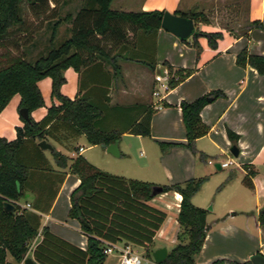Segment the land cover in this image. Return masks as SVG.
Returning a JSON list of instances; mask_svg holds the SVG:
<instances>
[{
	"label": "crops",
	"instance_id": "obj_1",
	"mask_svg": "<svg viewBox=\"0 0 264 264\" xmlns=\"http://www.w3.org/2000/svg\"><path fill=\"white\" fill-rule=\"evenodd\" d=\"M240 1L242 0H236L235 4ZM245 1L247 22L258 20L264 25V0ZM113 2L118 4L119 10L124 11H207L199 0ZM197 25L204 32L222 33L216 48L209 45L206 36H199L197 42L201 50L198 54L193 36L185 42L163 27L158 29L156 37L142 31L137 32L136 36L130 32L129 42L116 49V53L121 54L117 59L120 66L117 75L114 74L112 64L106 61H98L81 71L69 67L64 71L66 82L61 86V93L71 99L80 94L87 95L103 109L101 124L106 129L126 127L135 116L127 107L136 104L151 105L154 113L150 136L123 133L119 141L121 156L118 158L133 159L134 151L123 147L125 138L135 139L141 146H145L146 153L143 158L136 160L132 169L117 175L162 186L184 183L191 178L203 176H208L204 183H214L213 177L220 175L212 205L206 207L205 202L208 204L210 199L204 200L198 196L204 183L192 198L196 206L208 210L206 220L211 225L196 257V264H243L248 261L253 264L251 256H264V225L258 220L259 212L264 207V74L258 73L250 65H238L237 55L246 46L250 51L264 55V29H246L238 35L227 28H218L211 22L195 23L196 29ZM130 52L136 58L155 59L158 65L168 62L174 67L194 68L195 71L177 87L169 89L146 64L126 59L125 56ZM37 84L44 98V105L32 111L31 116L35 121H41L49 107L58 106L60 100L52 94L50 77L39 80ZM212 90H221L225 96L202 109V120L210 127V131L196 141L197 150L206 155V160L201 162L198 155L181 145L187 141L181 102L192 101ZM20 100V94H15L0 112V137L9 141L16 138V128L24 125L19 112ZM228 130L238 135L236 142L229 137ZM82 138L86 136L77 137L68 149L52 139L47 141L54 150L70 157L83 155L98 167L94 158L86 153L90 149L100 148L103 154H110L107 152L108 146L94 144L83 147L79 145ZM160 142L179 144L162 150ZM235 145L239 148L237 157L230 152V148ZM44 152L53 168L60 169L52 151ZM209 160H213L214 164L209 163ZM225 161H232V164L228 167L220 166ZM245 164L249 166L247 169ZM216 169L221 174H216ZM251 169L255 174L249 175L246 181L248 170ZM79 183L80 179L76 175L67 173L63 182L58 184V193L51 208L46 212H36L40 216V230L47 226L58 236L86 249L88 238L82 231L81 222L69 215L72 207L71 193ZM27 194L29 196L26 199L19 201L22 207L30 204L35 196L30 190ZM181 200L182 195L174 190L163 192L149 200L152 206L167 213L166 221L148 247L131 245L143 250L146 257V248L154 251L167 247L169 252L178 243ZM28 209L32 210L31 206ZM40 239L41 235H38L34 245ZM125 245L123 240L116 243L120 249ZM120 249L108 255L104 264H119ZM7 260L19 264L10 254L7 255Z\"/></svg>",
	"mask_w": 264,
	"mask_h": 264
},
{
	"label": "trees",
	"instance_id": "obj_2",
	"mask_svg": "<svg viewBox=\"0 0 264 264\" xmlns=\"http://www.w3.org/2000/svg\"><path fill=\"white\" fill-rule=\"evenodd\" d=\"M50 1L56 7L58 0H0V41L9 35L13 27L24 24L23 3L36 14H41L50 8ZM112 2L87 0L73 19L72 35L59 46H52L34 61L16 56L0 66V112L15 94H20L19 108H26L30 113L29 120L22 117L24 125L16 128L14 140L0 137V264H14L7 260L8 254L20 263L30 250L29 258L39 264H104L108 256L104 253L107 245L123 240L126 244L148 247L166 221L167 213L149 203L154 197L152 187L156 184L112 174L96 167L83 155L70 157L54 150L52 155L60 168L57 170L39 146L40 141L52 139L68 149L71 142L81 135H85L90 144L104 147L120 141L125 132L150 136L154 113L151 105L127 107L135 116L126 127L106 129L101 124L103 109L87 95L80 94L71 99L61 93L67 68L81 71L93 63L106 61L112 64L117 75L120 72L117 59L121 54L112 56V49L126 45L130 32L136 36L137 32L142 31L156 37L158 29L162 27L166 10L119 11L112 8ZM174 13L190 17L195 23H210L203 11L185 13L177 10ZM58 23L53 25V37ZM255 27L264 29L258 20L250 22L247 29ZM199 36H206L209 45L216 48L222 33L195 29L193 44L198 54L201 50L197 42ZM125 58L146 64L158 79L167 83L169 89L177 87L195 71L194 68L174 67L168 62L158 65L155 59L136 58L131 52ZM237 64L250 65L258 73L264 74V55L250 51L247 46L238 53ZM45 77L52 79V94L60 100V104L49 107L45 117L35 121L31 116L32 111L44 105L37 83ZM223 96L225 94L221 90H212L192 101L181 102L187 137V141L181 145L198 155L201 162L206 160V155L197 150L196 141L210 131L202 120L201 112L206 105ZM228 135L237 141L238 135L232 130H228ZM178 144L160 142L162 150ZM248 167L245 164V168ZM67 173L80 179L79 185L71 193L69 215L80 222L82 217L88 224L81 222L82 231L88 238L86 249L58 236L47 226L40 230V216L36 211L46 212L51 208L58 193V184L63 182ZM254 174V170H248L246 181L249 175ZM207 178L203 176L184 183L161 185L163 192L174 190L182 195L178 243L161 264H196V257L211 225L206 220L208 210L196 206L192 198ZM29 190L35 195L30 202L32 210L19 203L22 198H27ZM6 201L16 206L14 212L5 209ZM258 220L264 225V207L259 212ZM38 235H41V239L31 248V241ZM152 253L146 248L148 258L153 259Z\"/></svg>",
	"mask_w": 264,
	"mask_h": 264
},
{
	"label": "rangeland",
	"instance_id": "obj_3",
	"mask_svg": "<svg viewBox=\"0 0 264 264\" xmlns=\"http://www.w3.org/2000/svg\"><path fill=\"white\" fill-rule=\"evenodd\" d=\"M86 1L87 0H58L56 7H54L55 3L50 1V8L45 13L41 14H36L29 9L26 3H23L24 24L22 26L13 27L9 35L0 41V66L6 65L8 61L16 56H23L27 60L34 61L39 56L46 54L52 46H59L72 35L73 19ZM199 1L202 2V6L207 8L206 13L210 22L218 28H227L238 35L247 29L249 23L246 20L247 7L245 0L237 4H235L236 0ZM112 8L119 10L118 4L114 2ZM69 14L70 17L67 18ZM57 21H59L58 28L53 37V25ZM197 30L201 31L199 25H197ZM111 55H117L116 49H112ZM79 145L87 147L92 144H90L86 138H82L79 141ZM123 147H128L134 151L132 160L118 158L111 154H103L100 148L90 149L86 154L94 158L100 169L119 174L128 169H132L136 160L138 158H143L146 153V147L143 145L141 146L135 139L125 138ZM217 173L221 174L219 170L216 171V174ZM213 178V180H215L214 183H204L202 192L198 195L199 197H203L202 199L204 200L210 199L208 204L205 202L206 207L213 204V199L216 196L215 187H217L219 183L218 179H220V175L214 176ZM26 196L28 197L29 194L26 193ZM62 202L63 198L61 199V203ZM34 240L31 241V248L34 245ZM137 251L145 255L143 250L138 249ZM26 255L27 257H25V259L29 258L31 250ZM19 264H24V260Z\"/></svg>",
	"mask_w": 264,
	"mask_h": 264
},
{
	"label": "water",
	"instance_id": "obj_4",
	"mask_svg": "<svg viewBox=\"0 0 264 264\" xmlns=\"http://www.w3.org/2000/svg\"><path fill=\"white\" fill-rule=\"evenodd\" d=\"M161 26L167 31L177 36L180 40H186L191 36H194L196 29L195 22L192 18L183 15H178L170 11H165L162 18ZM19 112L23 118L29 120L30 113L28 109L21 108ZM39 146L43 150H50L52 152L54 151V147L47 140L40 141ZM107 152L115 157H120L121 153L119 150V141H116L115 143L108 145ZM230 152L233 154V156L237 157L239 155V148L236 145L232 146L230 148ZM162 192H163V187L161 185H155L152 187L151 194L153 196L161 194ZM4 206L8 212H14L16 210V206L12 202L6 201L4 203ZM80 220L84 225H88L87 223L84 222L82 217H80ZM152 256L156 264H161L162 262L165 261V259L168 256L167 247L157 248L156 250L153 251ZM250 260L253 264H264V256L262 254H254L253 256H251ZM24 264H39V263L36 262L33 258H26L24 260Z\"/></svg>",
	"mask_w": 264,
	"mask_h": 264
},
{
	"label": "built area",
	"instance_id": "obj_5",
	"mask_svg": "<svg viewBox=\"0 0 264 264\" xmlns=\"http://www.w3.org/2000/svg\"><path fill=\"white\" fill-rule=\"evenodd\" d=\"M155 94H158V92H155ZM209 163L214 164L213 160H209ZM231 164L232 161H225L222 162L220 166L228 167ZM27 207L30 208V204H27ZM117 249L120 248H118L116 244L107 245V247L104 250V253L110 255L114 253ZM137 250L138 249H135L131 244H126L124 247H122L120 249L121 252H120L119 264H155L154 259L147 258L144 254L139 253Z\"/></svg>",
	"mask_w": 264,
	"mask_h": 264
}]
</instances>
